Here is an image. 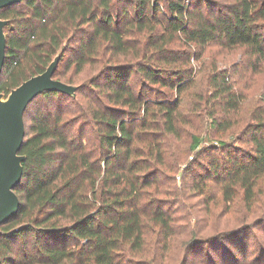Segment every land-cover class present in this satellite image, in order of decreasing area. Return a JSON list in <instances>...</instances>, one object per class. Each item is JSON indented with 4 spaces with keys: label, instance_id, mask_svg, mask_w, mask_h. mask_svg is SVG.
Instances as JSON below:
<instances>
[{
    "label": "trees",
    "instance_id": "trees-1",
    "mask_svg": "<svg viewBox=\"0 0 264 264\" xmlns=\"http://www.w3.org/2000/svg\"><path fill=\"white\" fill-rule=\"evenodd\" d=\"M0 18L9 21L0 93L45 72L59 53L54 79L81 86L74 97L46 92L26 110V161L15 189L21 205L0 224V264H174L166 246L178 235L175 218L152 187L157 193L164 173L176 169L171 149L187 124L181 110L191 60L199 58L194 51L245 48V68L263 70L264 0H23ZM65 64L75 73L68 76ZM87 71L94 74L74 83ZM211 75L219 108L211 126L227 131L240 105L234 74ZM259 117L250 131L254 151L243 161L226 156L224 141L202 149L193 135L194 158L179 159L184 180L197 157L221 152L224 162L206 165L225 175V201L239 186L251 205L264 176V113ZM196 245L187 244L180 264Z\"/></svg>",
    "mask_w": 264,
    "mask_h": 264
},
{
    "label": "rangeland",
    "instance_id": "rangeland-1",
    "mask_svg": "<svg viewBox=\"0 0 264 264\" xmlns=\"http://www.w3.org/2000/svg\"><path fill=\"white\" fill-rule=\"evenodd\" d=\"M205 5L204 2L203 7ZM194 53L199 58L191 60L193 77L181 110V118L187 124L182 128L181 139L173 140L171 149V162L176 169L164 173L157 193L152 187L158 199L169 203L167 208L175 218L174 227L178 235L169 240L166 248L174 258V264L182 262L186 246L192 241L197 245L187 254V264H264V176L255 187L251 205L245 203L243 190L239 186L235 188V198L227 203L222 182L225 175L223 172L218 176L211 174L206 165L209 159L214 158L224 162L221 152L207 150L201 156L202 160L197 157L199 162L192 169L195 173L189 171L185 180L182 171L186 164H179V159H189V162L195 156L190 148L193 135L201 137L202 149L219 146L218 143L224 141L227 157H237L239 161L247 159L254 151L251 126L264 113V69L255 72L245 68L250 60L245 55V48L229 49L214 44L203 53L200 49ZM66 67L65 64L62 70L67 71L68 76L75 73L73 66L69 69ZM214 69L233 73L235 89L239 92L240 105L238 111L231 114L233 125L227 131L211 126V113L219 109L211 100L209 87ZM88 71L79 75L74 83L80 84L94 74ZM204 167L205 170L202 169ZM194 179L196 182L192 187ZM229 232L233 233L234 238L221 240ZM155 237L149 236L151 250L156 246ZM150 259L145 264H151Z\"/></svg>",
    "mask_w": 264,
    "mask_h": 264
},
{
    "label": "water",
    "instance_id": "water-1",
    "mask_svg": "<svg viewBox=\"0 0 264 264\" xmlns=\"http://www.w3.org/2000/svg\"><path fill=\"white\" fill-rule=\"evenodd\" d=\"M23 0H0V10ZM9 21L0 18V78L6 57L5 28ZM62 54L59 53L45 72L34 76L13 89L8 96L0 93V224L5 223L20 210V199L15 192L23 177L21 155L25 140V113L28 106L46 92H60L76 96L80 85H71L54 79Z\"/></svg>",
    "mask_w": 264,
    "mask_h": 264
}]
</instances>
